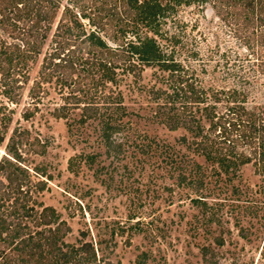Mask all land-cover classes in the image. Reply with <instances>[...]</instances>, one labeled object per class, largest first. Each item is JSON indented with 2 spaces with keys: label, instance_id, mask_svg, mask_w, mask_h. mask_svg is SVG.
Here are the masks:
<instances>
[{
  "label": "rangeland",
  "instance_id": "374dc122",
  "mask_svg": "<svg viewBox=\"0 0 264 264\" xmlns=\"http://www.w3.org/2000/svg\"><path fill=\"white\" fill-rule=\"evenodd\" d=\"M168 20V35L158 38L181 62L183 79L203 88L208 104L215 93L236 89L259 112L264 75L211 6L183 5ZM141 65L140 75L121 72L106 89L122 96L126 113L114 148L102 138L100 120L81 121V109L54 116L64 104L55 84L31 97L39 63L18 102L8 100L0 73V159L15 135L32 182H47L44 191L33 187L31 205L53 206V227H70L63 242H92L95 264H264V173L254 157L243 164L239 155L251 156L250 149L237 147L228 166L201 154L203 135L196 132H207L211 110L201 104L186 117L189 105L170 96L169 71L156 62ZM24 224L36 228L33 219Z\"/></svg>",
  "mask_w": 264,
  "mask_h": 264
},
{
  "label": "trees",
  "instance_id": "16d2710c",
  "mask_svg": "<svg viewBox=\"0 0 264 264\" xmlns=\"http://www.w3.org/2000/svg\"><path fill=\"white\" fill-rule=\"evenodd\" d=\"M63 1L0 0V73L10 102L19 101L31 80L30 70L39 63L31 97H39L46 84H55L64 104L54 116L67 117L71 108L81 109L82 122L100 120L106 145L120 147L113 136L126 116L123 98L106 89L121 72L140 75L141 63L156 62L172 77L170 96L189 105L186 117L201 104L211 110L207 132H196L203 135L200 153L228 166L236 148L245 147L252 155L241 151L240 162L254 157L264 173V104L259 112L249 110L236 89L215 93V104H208L207 92L183 79L181 62L158 38L168 35L165 24L175 19L181 6L209 4L252 53L264 75V0H67L66 5ZM171 39L181 42L176 35ZM216 103L225 107L222 113L215 111ZM187 121V125L193 122ZM175 123L173 127L179 121ZM3 140L0 136V145ZM30 175L13 135L0 159V264H95L92 242L80 246L63 242L70 227L66 231L61 224L53 227V206L38 210L31 205L33 187L44 191L47 182H32ZM29 218L34 230L24 224Z\"/></svg>",
  "mask_w": 264,
  "mask_h": 264
}]
</instances>
